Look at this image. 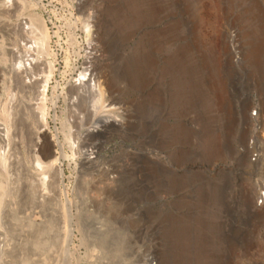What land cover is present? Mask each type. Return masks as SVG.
I'll return each instance as SVG.
<instances>
[{
    "label": "rangeland",
    "instance_id": "rangeland-1",
    "mask_svg": "<svg viewBox=\"0 0 264 264\" xmlns=\"http://www.w3.org/2000/svg\"><path fill=\"white\" fill-rule=\"evenodd\" d=\"M230 1L237 14L249 5ZM25 3L0 38V127L15 141L0 168V243L10 247L0 264H264V217L249 205L264 185V47L257 65L248 57L254 21L228 32L238 54L221 72L226 113L199 76L197 49L185 48L199 39L210 52L205 40L185 26L165 35L172 0ZM149 9L158 14L148 19ZM45 35L42 82L22 92L9 50ZM89 66L112 90L98 103L78 96Z\"/></svg>",
    "mask_w": 264,
    "mask_h": 264
},
{
    "label": "bare ground",
    "instance_id": "bare-ground-1",
    "mask_svg": "<svg viewBox=\"0 0 264 264\" xmlns=\"http://www.w3.org/2000/svg\"><path fill=\"white\" fill-rule=\"evenodd\" d=\"M226 1H229V0H172L173 11L170 12V19H171L172 25L168 27V31L165 33V35H169L172 32H176L178 31L179 28H182L185 26L186 28L189 29L190 32H192L193 34L197 32L200 38L205 40V45L210 47V52L202 48L201 49L197 48V43L201 42V40L199 39H198L199 41L196 39L194 41L192 40V42L190 43L188 42L189 45L187 46L185 45L186 46L185 48L190 49L188 51H192L195 48L197 49L196 51H192V52H193V55L196 58H198V61H199L198 65H201V69H200L201 72L199 73V76L201 77L203 83H205L206 89H208V91H210L213 94L214 102L216 106H218V108L220 109L219 111L223 110V111H226V113H228L227 111L228 110L230 111V108L232 109V106H231L232 99L228 93L229 83H227L228 81L225 78V75L222 74L221 72H222L223 67H225L224 65L226 64L230 65V63L232 64L234 59L236 58V54H235L236 50L234 48L235 44L231 45V42L229 41V38H228V32L232 30L233 31L236 30V27L239 24H241L239 22L240 20L248 21L249 19H251L252 21H254L255 25L251 26L250 25L251 23L248 24L249 27L251 28L249 33L253 34L250 40L251 50L249 51L248 57L249 59H251V61H253L254 63L258 65L260 62L261 51L264 47V4L259 0H247L249 2V5L243 8L242 7L239 8L240 12L239 14H237L238 12L237 13L234 12V9L236 7L228 8L224 5ZM231 1L230 3L232 4ZM204 4L210 7L209 8L210 13L208 15L207 13L206 14L203 13L204 10H202V7ZM25 7H26L25 0H21V2H18L15 0H0V38L8 34L7 30H9L6 27V23L8 20L5 19V17L14 16L16 13H18L21 10V8L24 9ZM157 14L158 13H156L154 10L151 11V9H149L146 12V15H147L146 17H148L149 19L150 17H153V16L155 17ZM201 24L202 26L208 27L207 30L204 29L205 32L200 27ZM152 37L156 38V35ZM47 40L48 38L45 35L43 36V38H41L40 43H33V44L31 43L28 45L30 41L24 38L23 41L21 42L22 43L21 46L19 45L17 48L9 50L10 54L17 61V63H14L15 66L11 69V75L13 74V80L15 76V81H16L15 83H17V86L21 88V89L20 88L18 89H20L22 92L25 91V93L26 92L28 93V92H31V90L34 88L39 89V84L42 81H40V77L38 76V74H36L35 71H38L40 69L39 67L44 63V58L49 51ZM203 45H204V42L202 46ZM237 52L238 51H236V53ZM49 68H50V72H49V76H47L45 79V84H47V82L49 81V77L52 73L53 65H50ZM84 71L85 72L83 73L82 78L79 79L80 81L78 80L79 83L77 82L80 87V88L78 87V90L76 89L79 93L77 91L76 92L80 94L78 96L81 97L82 95V97L84 96V98H95L97 102L95 100L94 101L98 103L106 95V90H108L109 93L112 92L110 86H107L106 87L107 89L105 90V89H102L104 87L100 88V85L98 86L96 84V75L92 72V69L90 68V66L88 69ZM98 83H100V80ZM36 93L40 95L39 94L40 92H36ZM94 101L93 103H95ZM95 109L93 108V111L91 112H95L94 111ZM248 112L249 110L242 112L243 117L245 119L249 118ZM100 120L104 124L106 123L114 124V122H112V120H109V118L108 119L104 118ZM9 132L10 131H8L6 127L4 126L0 127V168L2 169L6 167V162H7V154H6L7 152H6L5 147L9 146L10 143L15 142L14 139H12V136L10 138ZM45 146H46L45 149L42 150L44 151L43 156L45 158L52 157L54 154V151H53L54 144L51 141H47ZM60 148H62V145H60ZM56 162H57V158H54L50 160L48 163H46L45 167L49 170L56 169ZM37 167L38 168L43 167V164L41 162H38ZM56 174H57L56 175V186L58 187L62 185L63 183V172L60 168H58ZM45 176L43 175L42 178H40L39 180L37 179V180L40 182L42 190L44 189L46 191L45 181L47 180V178H44ZM261 181L264 182V177L261 179ZM260 192L264 195V185L263 184H260L258 187H256L255 194L251 196V201L249 204L250 209L255 212L254 214L257 215V218L264 217V201H262L263 204L259 207L256 202V196L260 197ZM9 249L10 247H8L7 245H5L4 243L2 244L0 243V252L8 251Z\"/></svg>",
    "mask_w": 264,
    "mask_h": 264
}]
</instances>
